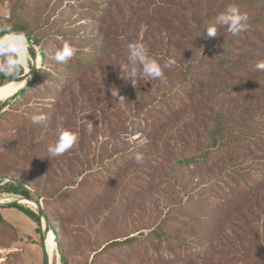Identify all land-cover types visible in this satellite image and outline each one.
Listing matches in <instances>:
<instances>
[{
    "label": "rangeland",
    "instance_id": "374dc122",
    "mask_svg": "<svg viewBox=\"0 0 264 264\" xmlns=\"http://www.w3.org/2000/svg\"><path fill=\"white\" fill-rule=\"evenodd\" d=\"M174 1L139 0L120 6L119 10L113 9L107 19L110 27L105 29L110 39L106 56L64 96L59 98L48 92L47 95H36L30 102L40 109L37 116L45 115L41 113L49 109L47 107L55 106L56 111L46 114L43 123H34L32 118L23 127L4 123L0 129L6 140V144H0V177L9 174L11 176L6 178H19L31 191L44 197L73 184L82 172L88 173V160L107 162L110 154L123 150L143 154L142 163L133 159L121 167L111 181L100 178L99 183L105 191L99 193L97 200L83 206L78 203L52 209L61 231V245L70 264H91L95 259V264L201 263L195 259L146 262L148 254L138 253L136 248H120L99 257L102 249L113 241L147 234L169 212L177 231L187 241L204 248L209 235L196 228V220L202 218L204 228L209 229L219 215L213 206H197L195 199L220 195L208 187L216 180L217 172L187 167L183 163L186 158L204 150L206 131L210 128L207 109H215L217 104L212 101L208 108L189 107L185 112L169 117L149 103L163 93L173 94L182 86L181 70L204 49L203 20H211L230 6L242 5L248 0H192V15L185 12L168 14V4L177 6ZM33 2L38 4L31 8ZM254 13H249L247 23H251ZM63 16L88 19L86 1L0 0V27L19 19L34 24L44 19L58 25ZM230 36L228 26H223L216 45H225ZM136 44H142L161 64L170 58L176 63L164 70L162 78L146 77L143 66L128 58V46ZM52 48L49 45V49ZM244 84H248L247 80ZM228 85L233 86V80ZM116 91L118 95H112ZM238 93L246 96L243 92ZM120 97L124 98L123 103ZM245 99L244 104L249 105L245 111L258 115L264 112V102H260L261 108L257 109L255 104L248 103L251 98L246 96ZM253 99L258 100L257 97ZM234 103L238 104L233 98L226 101L229 111ZM14 109L25 112L31 106L24 104ZM62 131L77 134L78 141L58 157L50 155L47 149L59 139ZM96 163L92 165L94 170L99 165ZM6 195L9 194L0 192V202L8 199ZM262 197L233 210L224 220L215 240L218 248L214 250L212 264H264ZM190 200H193L192 204ZM9 209L3 210L7 219ZM23 215L27 218L24 223L16 221L21 230L0 223V264H44L42 224L39 232L38 224ZM58 250L56 243L51 264H60Z\"/></svg>",
    "mask_w": 264,
    "mask_h": 264
},
{
    "label": "trees",
    "instance_id": "16d2710c",
    "mask_svg": "<svg viewBox=\"0 0 264 264\" xmlns=\"http://www.w3.org/2000/svg\"><path fill=\"white\" fill-rule=\"evenodd\" d=\"M85 1L89 15L86 20L63 16L60 23L56 25L54 21H44V19H40L36 24L27 19H19L12 20L9 24H3L0 27L2 33H14L29 37L37 48L41 60L38 70L28 85L25 88L23 86L22 90L7 100L0 101V129L3 128L4 123L23 127L28 120L37 116L40 109L30 103L32 99L36 98V95H47L48 92H53L60 98L72 88L75 82H80L86 73L106 56L110 39L105 29L110 27L107 19L113 9L119 10L120 6L139 0ZM174 2L177 3L176 7L179 9L174 5L166 4L168 14L179 15L181 12L193 14L192 0H175ZM37 4L33 2L31 8ZM236 7L242 13H246L248 17L249 13L255 12L251 23L246 22V30L237 35L231 34L225 45L217 46L219 31L223 26L229 27V25L219 22L218 16L211 20H203L204 49L202 54L193 58L181 70L182 86L173 94L163 93L159 99L149 103L154 109L162 110L163 114L169 117L177 116L189 107L208 108L212 101L217 104L215 109L206 108L209 114L207 121H210V128L206 131L205 142L207 144L204 150L183 161L187 167L197 166L200 170L215 171L218 174L216 180L208 184V187L216 190L220 195L217 197L204 195L195 198L197 206L201 208L213 206L219 214L209 229L204 228L205 222L202 218L196 220L198 221L196 228L209 235L207 245L202 248L192 241H187L184 235L174 227L173 217L169 212L163 221L147 234L113 241L102 249L99 257L120 248H136L138 253L148 254L146 262L155 263L160 260L175 261L176 259L191 261L195 259L201 262L200 264H212L214 250L218 248L215 240L227 216L248 201L258 200L264 196V112L261 111V115L256 112H247L245 109L249 105L244 104L246 96L251 98L248 103L255 104L257 109L261 108L260 102H264V71L256 69V64L264 61V0H248ZM208 27H216V36L209 37L207 35ZM65 42L75 47L77 51L70 60L60 62L56 60V55ZM49 45L53 47L51 50ZM28 51L31 57L35 58L32 49L28 48ZM151 58L159 60L155 56H151ZM9 59L19 61L14 52L0 50V86L25 72L24 67L20 64L16 71L5 73L3 69ZM206 62L207 65H205ZM9 66L16 67L15 65ZM232 80L233 86H229L228 84ZM246 80L247 85L244 84ZM238 92H243V95L246 94V96L243 97ZM255 97L258 99L257 101L253 99ZM232 98L238 104L234 103L233 109L229 111L226 101L232 100ZM24 104H29L31 109L25 112L14 109V107ZM47 108L49 109L42 111L41 114L49 115L56 111L55 106ZM260 127L262 129L258 130ZM0 144H6L5 137L3 138L1 133ZM136 154L134 150H123L110 154V160L107 162L103 159L88 160L89 172H82L79 176L80 181L78 178L73 184L53 191L45 197L39 193L40 198H44L42 205L45 216L58 244L60 264L70 263L61 245L62 235L58 223L54 220L52 209L78 203L83 206V204L97 200L100 197L99 193L105 191V187L99 183V179L106 177L108 181H111L120 168L131 162ZM249 158L251 160L248 161ZM94 163L99 164L97 170L92 167ZM1 176L3 177L0 178H6L11 175ZM14 180L24 183L19 178ZM0 192L29 200L35 198L31 191L13 182H5L0 185ZM73 198L74 200H72ZM192 201L190 200L189 203L192 204ZM28 204L35 203L33 201L24 203V205ZM24 205L12 203L0 205V208L18 209L36 222L39 226L37 230L41 232V219L36 210ZM0 223L10 228L13 227L1 213ZM258 245H261V242L258 241ZM162 249L164 250L162 251ZM95 263L96 259L91 264Z\"/></svg>",
    "mask_w": 264,
    "mask_h": 264
},
{
    "label": "clouds",
    "instance_id": "9594fccd",
    "mask_svg": "<svg viewBox=\"0 0 264 264\" xmlns=\"http://www.w3.org/2000/svg\"><path fill=\"white\" fill-rule=\"evenodd\" d=\"M217 20L223 24L229 25L228 31L233 34L237 35L240 32L246 30L247 28V20L248 16L246 13H242L240 9L236 6H230L226 13L220 14L217 17ZM207 35L209 37L216 36L217 29L216 27H208L206 29ZM130 56L128 57L134 64L138 63L143 66V74L146 77L152 78H162L164 75V70L169 69L172 67L176 61L174 59H169L164 64L157 62V60L151 58L148 51L142 44L136 45H129ZM0 50L7 51V52H14L20 54V60H12L9 59L8 64L5 65L3 71L5 73H11L16 71L18 66L23 62V55L22 49L18 48L12 43H0ZM77 49L70 45L68 42H65L60 49V51L56 55V60L60 62H66L70 60L75 54ZM9 65H15L16 67H10ZM256 69L258 71H264V61H260L256 64ZM135 69L133 71V75H135ZM112 95L117 96V91L115 93L112 92ZM124 98L120 97L121 103H123ZM47 119L46 115H39L33 117L34 123H43ZM135 138V137H133ZM78 136L77 134L70 132V131H62L59 139L49 145L48 152L50 155L59 156L63 153L67 152L77 143ZM135 161L139 164L142 163L144 160V156L142 153H137L134 157Z\"/></svg>",
    "mask_w": 264,
    "mask_h": 264
},
{
    "label": "water",
    "instance_id": "95a60500",
    "mask_svg": "<svg viewBox=\"0 0 264 264\" xmlns=\"http://www.w3.org/2000/svg\"><path fill=\"white\" fill-rule=\"evenodd\" d=\"M8 35L23 37L26 40V42H27L28 48H31L32 51L34 52L35 58L38 57L37 48L35 47V45L33 44L32 40L29 37L24 36V35H20V34L2 33V32H0V39H3L4 37H6ZM0 43H2V42H0ZM3 44H5V43H3ZM15 54L17 55L18 59L20 60L18 54L17 53H15ZM21 65H22V63H21ZM38 68H39V64H38V61H36V62H34L32 64V67H31V69L29 71H25L23 75L18 76L16 78H14L13 80L8 81L7 83L1 85L0 88L5 86V85H7V84H10V83H16V84H24L25 83V86H27L28 83L30 82V80L32 79V77L34 76V74L36 73V71L38 70ZM5 182H13L16 185H19V186H21L23 188H26L29 191H31L25 184H23L22 182L16 181L13 178H6V179L5 178H0V185L4 184ZM31 192H33V191H31ZM34 197L35 198L33 199V202L36 204V208H37L36 209V213L41 219L42 232H43L44 239H45L46 234L51 232L50 226H49V223H48V221L46 219V216H45L44 207L42 205V199L36 193H34ZM26 200H29V199H26ZM14 203H20V202L19 201H15ZM9 204H11V203H2V202H0V205H9ZM44 254H45L44 264H51V260L49 259L48 255H47V252H46V249H45V245H44Z\"/></svg>",
    "mask_w": 264,
    "mask_h": 264
},
{
    "label": "bare ground",
    "instance_id": "6f19581e",
    "mask_svg": "<svg viewBox=\"0 0 264 264\" xmlns=\"http://www.w3.org/2000/svg\"><path fill=\"white\" fill-rule=\"evenodd\" d=\"M21 36H11L8 35L6 37H4L3 39H0V42L2 43H12L15 46H17L18 48L22 49V55H23V62L22 65L25 69V71H29L31 66H30V61L32 62L31 65L34 63V61L36 59H38V64L40 62V57L35 58V60L33 58H31L29 51H28V45L25 39L20 38ZM18 54V53H17ZM19 58H20V54H18ZM21 59V58H20ZM37 61V60H36ZM35 61V62H36ZM23 86H25L24 84H16V83H10L7 84L3 87L0 88V101H4L7 100L8 98L12 97L14 94H16L17 92H19L20 90L23 89ZM33 200H26L24 198H20L19 202L22 204H24L25 202H30ZM28 207H30L33 210H36V205L35 204H28ZM46 241V246L45 249L46 252H48V257L49 259L52 261V258L55 254L56 251V241L54 238V234L49 232L48 234H46L45 239H44V244Z\"/></svg>",
    "mask_w": 264,
    "mask_h": 264
},
{
    "label": "crops",
    "instance_id": "0c3cea01",
    "mask_svg": "<svg viewBox=\"0 0 264 264\" xmlns=\"http://www.w3.org/2000/svg\"><path fill=\"white\" fill-rule=\"evenodd\" d=\"M6 208H9V207H6ZM3 210L4 208H0V213L2 214L3 218L9 222L12 226H14L15 228H18L21 230V228H19L18 226H16V221L18 222H22L24 223V221L27 220V218L23 215L24 213H22L21 211H19L18 209L16 208H10V213H9V218H5L4 217V214H3ZM18 210V211H16ZM30 219V218H29ZM31 220V219H30ZM30 222V221H28ZM34 238V240H37V237L36 236H32ZM46 246V242L44 244ZM47 250V249H46ZM48 254V253H47Z\"/></svg>",
    "mask_w": 264,
    "mask_h": 264
},
{
    "label": "built area",
    "instance_id": "2783aa9c",
    "mask_svg": "<svg viewBox=\"0 0 264 264\" xmlns=\"http://www.w3.org/2000/svg\"><path fill=\"white\" fill-rule=\"evenodd\" d=\"M5 198H8V199H4V202L3 203H5V201L6 202H12V200L13 201H19L20 200L19 198H21V197H15V196H12V195H6Z\"/></svg>",
    "mask_w": 264,
    "mask_h": 264
}]
</instances>
